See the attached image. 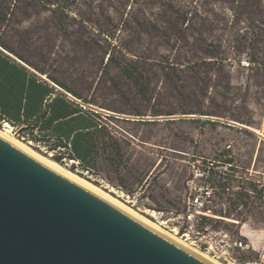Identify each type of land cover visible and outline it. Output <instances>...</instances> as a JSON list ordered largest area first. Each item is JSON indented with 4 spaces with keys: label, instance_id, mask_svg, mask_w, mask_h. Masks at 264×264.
<instances>
[{
    "label": "rangeland",
    "instance_id": "obj_1",
    "mask_svg": "<svg viewBox=\"0 0 264 264\" xmlns=\"http://www.w3.org/2000/svg\"><path fill=\"white\" fill-rule=\"evenodd\" d=\"M191 2L54 0L52 11L44 0H0V50L84 99L85 109L110 116L99 120L117 137L119 153L101 152L92 170L68 157L62 165L175 234L170 228L204 183L196 170L213 163L215 195L205 217L251 242L246 256L255 259L264 248V71L250 59H261L264 47L253 48L252 29L232 27L230 13L220 14L207 37L221 70L212 65L202 82L186 61L168 70L164 60L179 45L164 31L165 12ZM5 123L39 154L67 151L8 121L0 120L1 129Z\"/></svg>",
    "mask_w": 264,
    "mask_h": 264
},
{
    "label": "water",
    "instance_id": "obj_2",
    "mask_svg": "<svg viewBox=\"0 0 264 264\" xmlns=\"http://www.w3.org/2000/svg\"><path fill=\"white\" fill-rule=\"evenodd\" d=\"M0 264H211L0 136Z\"/></svg>",
    "mask_w": 264,
    "mask_h": 264
},
{
    "label": "trees",
    "instance_id": "obj_3",
    "mask_svg": "<svg viewBox=\"0 0 264 264\" xmlns=\"http://www.w3.org/2000/svg\"><path fill=\"white\" fill-rule=\"evenodd\" d=\"M44 3L55 10L54 0H44ZM168 8L164 31L174 39L173 47L177 44L179 47L174 49V58H166L164 62L168 70H176L177 65L186 61L185 66L196 82L210 79V67L217 65L219 69L223 63L207 37L218 15L230 13L228 23L232 27L245 24L247 29H252L253 48L259 44L264 47V0H194L184 8L176 9L172 4ZM240 36L239 31L235 38L238 40ZM250 61L252 66L264 71V51L261 59L252 55ZM73 95L81 99L80 102H86ZM80 102L0 50V120L18 127L34 141L52 142L54 147L65 148L67 151H57L52 158L59 163L68 157L78 161L84 169L92 170L95 168L92 162L101 152L119 153V141L109 125L99 120L110 116L87 110Z\"/></svg>",
    "mask_w": 264,
    "mask_h": 264
},
{
    "label": "built area",
    "instance_id": "obj_4",
    "mask_svg": "<svg viewBox=\"0 0 264 264\" xmlns=\"http://www.w3.org/2000/svg\"><path fill=\"white\" fill-rule=\"evenodd\" d=\"M211 164L196 170L194 176L204 183L198 187L195 185L199 191L189 195L187 208L180 216L181 221L173 228L169 227L170 230L194 248L206 252L223 264H264V248L258 258H248L246 254L253 249L251 242L237 238L216 220L205 217L206 213L211 211L215 195L211 183L215 171L212 167L214 164Z\"/></svg>",
    "mask_w": 264,
    "mask_h": 264
},
{
    "label": "bare ground",
    "instance_id": "obj_5",
    "mask_svg": "<svg viewBox=\"0 0 264 264\" xmlns=\"http://www.w3.org/2000/svg\"><path fill=\"white\" fill-rule=\"evenodd\" d=\"M5 127H6L5 129L0 128V136L1 137L11 141L16 146H18V147L22 148L23 150L33 154L34 156H36L37 158H39L40 160H42L43 162H45L46 164H48L52 168H54V169L60 171L61 173L65 174L69 178L80 182L83 186L97 192L98 194L102 195L103 197L107 198L108 200H110V201L116 203L117 205L121 206L122 208L126 209L127 211L132 213L134 216H136L140 220L152 225L153 227H155L159 231L163 232L165 235H167L169 238H171L176 243L183 245L186 248L192 250L193 252H195L196 254H198L199 256H201L202 258H204L205 260H207L211 264H223L220 261L212 258L206 252L200 251V250L194 248L190 243L184 241L181 237H178V236H176V234H172V233L168 232L167 230H165V228H162L159 224L155 223L154 221H151L150 219H148L144 215L138 213L137 211H135L134 209H132L131 207H129L128 205L123 203L120 199H118L115 196H113L112 194H110V192H106L105 190H103L98 185H96V184L90 182L89 180L83 178L82 176L78 175L74 171H71L70 169H68L67 167H65L64 165L59 163L58 161H56L52 158L46 157L42 154H39L38 152L34 151L30 146H28L24 142L13 138L12 135L10 134L11 130L9 129L10 126L8 125V123H5Z\"/></svg>",
    "mask_w": 264,
    "mask_h": 264
}]
</instances>
